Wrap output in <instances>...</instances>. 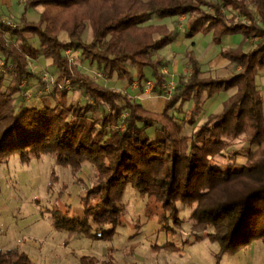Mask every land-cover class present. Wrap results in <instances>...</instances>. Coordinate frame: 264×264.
<instances>
[{
    "label": "trees",
    "instance_id": "1",
    "mask_svg": "<svg viewBox=\"0 0 264 264\" xmlns=\"http://www.w3.org/2000/svg\"><path fill=\"white\" fill-rule=\"evenodd\" d=\"M38 6L43 7L39 20H29L27 11ZM185 14L187 38L210 33L222 46L227 37L241 36L236 46L220 50L240 69L222 78L204 76L194 51L187 49L191 73L179 76L160 112L94 80L65 54L78 51L85 68L95 66L106 79L117 76L141 89L150 75L152 94H162L167 79L158 53L176 36L166 23L147 21ZM20 22L18 29L0 27V164L12 156L29 164L50 155L76 180L85 163L93 166L94 179L80 198L82 216L57 201L44 210L57 230L69 238L111 241L123 225V197L131 186L146 196V212L157 210V222L168 235L181 228V210H191L190 232L182 243L216 242L218 261L264 242V94L258 85L264 68V0H25ZM88 27L90 40L85 39ZM40 59L57 68L53 95H42L41 107L19 106L23 82L36 77L30 61ZM65 80L69 88L61 86ZM73 87L82 102L69 100ZM221 93L229 94L222 109L184 134L182 122L194 124L205 102ZM238 141L242 147H236ZM58 182L53 168L49 190ZM66 189L63 184L59 199ZM157 248L178 250L172 243ZM80 261L115 264L110 253L103 261L95 256ZM0 264L33 262L10 248L0 249Z\"/></svg>",
    "mask_w": 264,
    "mask_h": 264
},
{
    "label": "rangeland",
    "instance_id": "2",
    "mask_svg": "<svg viewBox=\"0 0 264 264\" xmlns=\"http://www.w3.org/2000/svg\"><path fill=\"white\" fill-rule=\"evenodd\" d=\"M24 1L11 0L14 9L11 13L8 5L0 0V15L13 21L15 26H9L13 29L21 26L20 17ZM42 10V6L29 9L27 18L37 22ZM188 19V15L185 14L175 18H152L147 21V23H166L176 36V44H170L158 53L163 59L162 71L174 80L166 84H171L173 87L177 86L178 76L188 77L191 73L188 59L185 56V51L189 47L184 45L182 39L187 30ZM201 35L203 34L199 33L195 38ZM62 38L66 39V35L63 34ZM85 39H91L90 27L86 31ZM205 39L198 42L204 47V51L199 52L196 49L197 43L190 47L195 56L199 58L204 76L222 78L239 71L240 67L226 62L219 54L222 48L238 44L239 38H228L222 46L213 47H208L210 42ZM31 42L37 45V37L32 36ZM257 42V38L250 39L244 45L245 50L252 49ZM65 54L74 67L87 71L94 80L112 88L119 87V90L129 91L128 93L132 91V86L128 82L106 79L95 66L85 68L78 51L65 52ZM171 56L178 61L179 67L175 71H172V61L169 58ZM30 69L34 71L36 77L23 82V85H26L25 95L24 101L19 106L24 104L41 107L43 105L42 95L45 97L53 95L52 89L57 77V68L51 60L40 59L30 61ZM258 85L264 94V68L260 70ZM130 95L136 99V95L132 92ZM228 95V93H221L207 100L202 110L197 113L194 124L182 122L183 133L190 134L194 126L205 120L207 114L221 110L222 103ZM154 96L151 91L150 94L147 93L144 97H140L145 103L149 101V108L157 110L151 104L154 101L159 107V98ZM69 100L82 102L84 97L77 88L73 87L69 93ZM188 105L184 106L185 113L189 110ZM181 117L186 116L182 114ZM242 146L243 142L238 141L236 147ZM53 168L56 169L59 182L52 190H49L48 185ZM93 179L91 164L83 165L79 180H76L72 177L69 168L56 166L54 158L50 155H44L41 159H35L29 164H22L18 156H12L7 163L0 164V249L18 248L29 256L33 264H81L80 258L83 256H95L99 261H103L109 253L113 255L115 264H264V242L262 241L252 243L235 255H223L219 261L216 257L219 245L216 242L205 239L191 245L183 244L182 240L189 234L192 224L191 210H181L180 217L183 219L181 228L177 229L176 234L168 235L161 230L157 222V210L146 212V196H142L131 186L127 187L123 197L125 204L123 225L118 228L117 234L111 241L92 240L80 235L69 238L67 232L59 231L52 225L44 210L52 207L57 201L71 205L74 213L82 216L83 208L80 198L84 195L85 186L89 185ZM63 184L67 186V189L59 199L58 193ZM151 205L154 206L153 201ZM166 243L174 244L178 250L157 248Z\"/></svg>",
    "mask_w": 264,
    "mask_h": 264
},
{
    "label": "crops",
    "instance_id": "3",
    "mask_svg": "<svg viewBox=\"0 0 264 264\" xmlns=\"http://www.w3.org/2000/svg\"><path fill=\"white\" fill-rule=\"evenodd\" d=\"M2 2L3 3H5V4H7L8 5V9L9 10H11V13H13L12 11H14V9H13V6L11 5V0H2ZM199 34V33H198ZM197 35V34H196ZM195 35V36H196ZM195 36L193 37V38H187L186 36H185V33H184V37L182 38L183 39V43H184V45H186V47H189L188 49H190V47H192L191 46V44L194 42V43H197V46H196V49L199 51V52H202V51H204L205 49H204V47L201 45V44H199L200 43V41L201 40H203V39H208L209 40V42H210V44H208V42H207V44H208V47H213V46H215V44H214V42L212 41V37H211V34L209 33V34H203V35H201V36H199L198 38L196 37L195 38ZM206 36H208V38L206 37ZM239 38V40H241V36H239V35H233V36H229V37H227L226 39H225V41L224 42H226V40L228 39V38ZM205 39V40H206ZM199 42V43H198ZM240 42V41H239ZM173 43H175L176 44V40L173 42ZM172 43V44H173ZM209 45H211V46H209ZM237 44H233V45H231V46H236ZM169 47V46H168ZM193 50V49H192ZM219 54H220V52H219ZM221 56V55H220ZM222 58H223V60H225L226 62H228L229 63V61L226 59V58H224L223 56H221ZM170 59H171V61H172V63H171V65H172V71H175V70H177L178 69V61L174 58V57H169ZM198 58V57H197ZM198 60H199V58H198ZM200 62V61H199ZM165 76H166V79H167V83L168 82H174V80L171 78H169L168 77V75H166V73H165ZM178 78H179V76H178ZM178 78H177V81H178ZM109 80H118V78H117V76H114L112 79H109ZM149 80L150 81H153V78H152V76H150L149 75ZM120 82H122V81H120ZM130 84V83H129ZM167 85V84H166ZM131 86H132V88H131V90L132 91H130V93L132 92V94L133 95H136V100L137 101H140V102H143L146 106H148V104H150L149 103V101H147V103H145L144 101H143V99H141L142 97H140V96H145V94H147V93H149L150 94V92L152 91V90H148L146 87V84L144 85V89H141L139 86H138V84L136 83V82H133V83H131ZM174 86H175V84H174ZM175 87H173V89H174ZM117 89H119V87L117 88ZM172 89V90H173ZM127 92H129V91H127ZM129 93V94H130ZM154 97H158L159 99V107H157L156 105H155V102L153 101V103H151L157 110L156 111H161L162 110V108H163V105H164V102L166 101V99L169 97V95L166 93V91L164 90L163 91V94L161 95V94H157V95H155ZM163 98V99H162ZM152 98H150V100H151ZM224 99V98H223ZM225 100V99H224Z\"/></svg>",
    "mask_w": 264,
    "mask_h": 264
},
{
    "label": "built area",
    "instance_id": "4",
    "mask_svg": "<svg viewBox=\"0 0 264 264\" xmlns=\"http://www.w3.org/2000/svg\"><path fill=\"white\" fill-rule=\"evenodd\" d=\"M1 25H5V26H15V24L13 23V21L11 20V19H8V18H4V17H2L1 15H0V27H1ZM66 53H70V50H68V51H66ZM1 64H3V61H0V65ZM153 84H154V82L153 81H147V83H146V88L150 91V90H152V88H153ZM62 87H65V88H69L70 87V82H69V80H65V82L63 83V85H61ZM172 88H173V86H171V84L170 85H165L164 86V90L166 91V93L168 94V95H170L171 94V92H172Z\"/></svg>",
    "mask_w": 264,
    "mask_h": 264
}]
</instances>
